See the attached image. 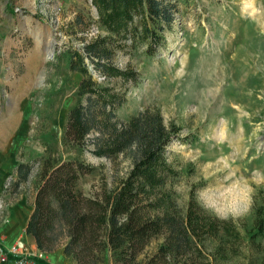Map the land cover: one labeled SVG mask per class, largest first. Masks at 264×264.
Returning <instances> with one entry per match:
<instances>
[{"label":"rangeland","instance_id":"374dc122","mask_svg":"<svg viewBox=\"0 0 264 264\" xmlns=\"http://www.w3.org/2000/svg\"><path fill=\"white\" fill-rule=\"evenodd\" d=\"M177 11L153 52L145 41L117 50L112 62L132 65L137 81L116 110L121 119L145 106L180 126L167 158L177 174L166 184L177 205L190 194L220 217L250 226L264 205V0H176ZM83 18L75 23V16ZM89 0H0V144L18 161L79 157L94 166L78 187L94 194L114 186L129 168L122 154L98 156L62 141L80 73L56 54L98 32ZM35 177L22 183L28 195ZM8 178L2 183L5 196ZM4 215L5 209L1 211ZM244 232V231H243ZM160 238L152 241L155 245ZM260 247L264 236L257 237ZM209 249L211 242L207 244ZM239 254L212 264H247ZM102 264H112L107 254Z\"/></svg>","mask_w":264,"mask_h":264},{"label":"trees","instance_id":"16d2710c","mask_svg":"<svg viewBox=\"0 0 264 264\" xmlns=\"http://www.w3.org/2000/svg\"><path fill=\"white\" fill-rule=\"evenodd\" d=\"M89 1L97 27L105 32L81 35L82 44H70L56 54L65 55L68 69L81 75L62 141L98 156L122 154L130 165L114 186L86 194L78 182L94 166L84 159L42 155L34 163L20 161L6 191L14 194L35 177L26 232L40 250L62 246L75 264H102L107 254L112 264H212L213 256L239 254L245 239L255 251L247 264H264V246L257 239L264 236V205L256 206L250 226L220 217L193 193L185 207L177 205L166 188L177 174L167 150L179 138L180 126L165 122L159 108L152 106L126 119L117 116L126 87L113 81H137L138 71L130 64L116 65L113 55L138 41H145L147 52H153L173 22L176 0ZM82 20L80 14L75 16L76 24Z\"/></svg>","mask_w":264,"mask_h":264},{"label":"crops","instance_id":"0c3cea01","mask_svg":"<svg viewBox=\"0 0 264 264\" xmlns=\"http://www.w3.org/2000/svg\"><path fill=\"white\" fill-rule=\"evenodd\" d=\"M6 151L0 144V193L2 192V183L6 178L16 175V165L20 162L16 160L11 153ZM8 199L5 212L0 219V248L6 251V248L13 243H18L25 247L30 253L36 255L43 263L49 264H75V262L63 253L62 246L51 251L40 250L34 237L25 230L29 214L33 208V192L28 195L21 188L18 192L6 195ZM1 253V251H0ZM0 264H11L9 254Z\"/></svg>","mask_w":264,"mask_h":264},{"label":"built area","instance_id":"2783aa9c","mask_svg":"<svg viewBox=\"0 0 264 264\" xmlns=\"http://www.w3.org/2000/svg\"><path fill=\"white\" fill-rule=\"evenodd\" d=\"M8 186V184L6 185ZM8 199L4 194L0 193V216L3 208L5 209ZM3 216V214H2ZM0 259L3 260L9 254L11 264H40L39 258L36 255L30 253L25 247L18 243H13L6 248V251L0 248Z\"/></svg>","mask_w":264,"mask_h":264}]
</instances>
